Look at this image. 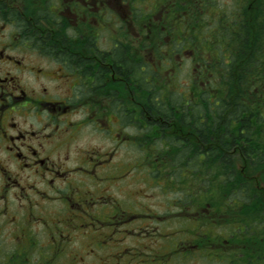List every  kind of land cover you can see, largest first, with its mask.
Returning a JSON list of instances; mask_svg holds the SVG:
<instances>
[{
  "label": "flooded vegetation",
  "instance_id": "flooded-vegetation-1",
  "mask_svg": "<svg viewBox=\"0 0 264 264\" xmlns=\"http://www.w3.org/2000/svg\"><path fill=\"white\" fill-rule=\"evenodd\" d=\"M174 2L0 0V264L253 260L210 207L209 179L166 170L177 161L163 168L169 136L227 149L224 128L209 135L221 64L181 46L186 33L166 20ZM221 4V20L235 27L243 14L253 19L254 51L263 52L264 0ZM199 91L205 110L187 115L203 126L178 134L171 127L183 112L168 119L160 104H194ZM191 161L183 166L209 164Z\"/></svg>",
  "mask_w": 264,
  "mask_h": 264
},
{
  "label": "trees",
  "instance_id": "trees-1",
  "mask_svg": "<svg viewBox=\"0 0 264 264\" xmlns=\"http://www.w3.org/2000/svg\"><path fill=\"white\" fill-rule=\"evenodd\" d=\"M221 3L220 0H175L173 5L168 6L171 14L166 20L174 22L177 35L186 33L187 36L178 41L181 46L185 44L194 48L202 56L209 52L221 65L225 62L224 66L215 64L214 70L211 68L216 74V84L212 86L216 92L209 102L208 111L220 113L209 135L220 134L224 128L227 149L223 152L205 151L188 146L187 137L184 141L169 136L171 149L162 152L163 159H168L163 168L177 161V170H166L181 176L183 171L191 169L194 170V177L202 175L209 179L210 194L217 196L211 195V202L230 217L228 224L239 229L238 239L245 246L242 254L253 258L248 264H264V51L261 52L260 48L256 53L254 51V41H251L253 19L243 14L242 23L240 21L235 27V19L228 20L226 16L221 20ZM238 31L242 32L240 37H237ZM238 62L240 64L236 67ZM217 67H223V70L219 71ZM160 106L168 119L172 118L173 112H183L182 118L175 116L174 126L171 127L178 134L190 125L193 130L203 126L199 124V119H195L197 116L191 118L187 115L189 111L205 110L200 91L194 104H186L178 96L176 100L162 102ZM237 119L240 123L238 130L232 125L228 133L230 123ZM182 135L186 134L182 132ZM235 145H239V151L230 150ZM190 160H208L209 164L206 167L196 163L183 166ZM237 161H241V169L235 166ZM184 173L187 175L190 172Z\"/></svg>",
  "mask_w": 264,
  "mask_h": 264
},
{
  "label": "rangeland",
  "instance_id": "rangeland-1",
  "mask_svg": "<svg viewBox=\"0 0 264 264\" xmlns=\"http://www.w3.org/2000/svg\"><path fill=\"white\" fill-rule=\"evenodd\" d=\"M220 1H221V0H220ZM223 1H224V0H222V2H223ZM186 63H187V62H185V64H186ZM187 68H188V67H187ZM187 68L184 70L185 72H186ZM183 69H184V68H183ZM182 77L184 78V75H182ZM130 150H131V148H130ZM129 157H130V159L132 158V153H131V151H130V153H129ZM177 197H178V196H177ZM229 226H230V230L233 229L232 224H230ZM3 230H4V229H3ZM14 241H16L15 238H13L12 242H14ZM7 242L10 243L9 238L7 239ZM64 264H78V263L72 261L71 263H64ZM79 264H96V263H93V262H91L90 260L87 259L85 263H79Z\"/></svg>",
  "mask_w": 264,
  "mask_h": 264
},
{
  "label": "bare ground",
  "instance_id": "bare-ground-1",
  "mask_svg": "<svg viewBox=\"0 0 264 264\" xmlns=\"http://www.w3.org/2000/svg\"><path fill=\"white\" fill-rule=\"evenodd\" d=\"M116 105V104H115Z\"/></svg>",
  "mask_w": 264,
  "mask_h": 264
}]
</instances>
